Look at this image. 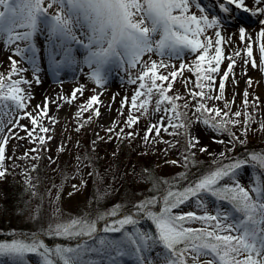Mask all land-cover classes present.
<instances>
[{
	"label": "snow or ice",
	"instance_id": "snow-or-ice-1",
	"mask_svg": "<svg viewBox=\"0 0 264 264\" xmlns=\"http://www.w3.org/2000/svg\"><path fill=\"white\" fill-rule=\"evenodd\" d=\"M216 6L226 16H231L234 8L260 18L258 50L260 61L264 63V0H217ZM193 7L201 14L192 11ZM50 10L53 11L50 13ZM221 28V17L210 19L200 0H0V39L9 48L15 46L13 55L25 59L34 72L40 71L37 34H45L44 55L52 68L75 64L76 46L82 49L86 53L84 63L93 69L90 79L101 88L107 83L103 71L107 65L114 64L126 73L136 71L129 80L137 85L134 93L121 101V108L129 107L130 114L119 131L106 129L109 140L113 136L120 140L136 138L138 133L125 132V128L134 129L141 115L148 114L150 106L153 113L160 116L145 129L142 139L146 145L153 140L165 143L169 147L163 151L167 153L179 140L165 141L162 132L186 139L182 161L165 160L166 164L181 165L186 171L175 181L154 180V192L159 183L167 186L160 195L135 203L128 212L116 204L108 210L63 220L56 209V223L49 224L43 233H12L10 239H0V264H4L5 258L8 264H29L26 257L30 254L40 258L39 264H264V152H250L245 158H239L228 157L222 150L216 156L202 146L201 153L216 156V159L206 171L189 174L191 168L198 167L195 150L200 143L199 137L191 134L193 123H202L215 134L227 135V142L217 139L216 135L213 142L227 143L228 152L245 143L231 130L232 126L242 123L240 117H245L244 136L251 130V124L257 123L254 115L240 110L232 112L233 102L225 100L226 82L236 64L234 56L241 57L245 65L250 63L254 69L258 68L254 41L244 27H239V39L244 48L234 56H225L224 47L231 40L222 34ZM208 30H214L212 35ZM21 44L27 46L21 47ZM166 49L176 58H180L184 50L197 55L192 64L181 63L178 68L163 59H151L153 52L163 57ZM25 53L30 55L25 56ZM146 55L147 60L143 59ZM225 59L229 63L221 75ZM9 61L12 68L7 85L0 77V180L9 174L5 161L11 159L7 156L10 140L27 137L33 144L38 142L39 149L33 147L18 157L37 160L41 158L39 151H48L46 145L52 139L47 135L52 129L41 123L48 117V98L43 108L36 106L39 115L27 111L32 97L23 87L30 82L21 78L26 69H18L12 56ZM169 68L172 70L165 74ZM185 71L195 79L184 77ZM217 76H220L218 88ZM178 80L182 81L185 95L179 94L178 89L173 91ZM36 81L39 83L38 76ZM246 83L251 87L253 80L249 78ZM78 92L82 94V89L73 90L71 100L77 98ZM248 96L245 90L242 101L245 108H258L259 97L250 105ZM221 100H225L223 108L208 105V101ZM100 103L98 95L91 96L80 107L76 118L79 119L81 112H91L99 118ZM23 119L29 120L31 127L21 124ZM49 119L53 124L58 123L55 118ZM82 127L83 123L78 124L76 131ZM258 130L264 132V121L258 123ZM18 131L26 136H18ZM60 150H64L63 146ZM49 162H53V158L49 157ZM81 165L89 167V162L77 157V166ZM246 166L257 168L248 188L238 179L240 170ZM34 170L35 165L23 172L29 190L34 187L30 180V172ZM88 175L96 183L103 179H97L92 171ZM82 185L86 186L87 181L82 180ZM72 187L79 190L75 184ZM210 198L216 204L211 209ZM93 199L98 203L104 196L97 190ZM189 202L199 211H177ZM144 222H150L154 229H143ZM42 236L75 243L50 246Z\"/></svg>",
	"mask_w": 264,
	"mask_h": 264
},
{
	"label": "rangeland",
	"instance_id": "rangeland-1",
	"mask_svg": "<svg viewBox=\"0 0 264 264\" xmlns=\"http://www.w3.org/2000/svg\"><path fill=\"white\" fill-rule=\"evenodd\" d=\"M202 6L206 9V13L208 14L209 18L211 19L213 16H220L222 19V34L231 40V43L226 44L224 47L225 56L232 54L234 56L235 52L238 50H243L244 44L239 39V31L237 30L240 26L237 23L243 24L242 27H245L246 33L252 36L254 41L253 49H254V56L256 58L258 68L257 73H254V68L251 64H244V61L241 57H235L236 64L233 69V72L230 74L228 81L226 82V89H225V100L232 103V112L240 110L242 113H247L249 115H254L256 117L257 123L251 124V130L248 131L247 136L242 135L243 132V121L245 119L244 115L240 117L241 124L239 126H232V131L239 136L242 140L245 141L244 144L248 143L249 141H253L255 146L257 145H264V132L258 130V123L260 121H264V63L260 61V55L258 50L259 44V32L261 30V24L259 23V17H252L248 13H244L243 10H236L233 8V13L231 16H226L224 13L220 12L219 8L216 6L217 0H200ZM53 10H50V13ZM192 11L196 12L197 15H200L195 7H193ZM247 17H250L249 19ZM214 30H208V34L212 35ZM238 31V32H236ZM39 38H45V34H37L35 37V43L38 45ZM157 39L159 36L156 37ZM3 39H0V43H3ZM21 47H26V44H21ZM75 52L76 56V66L75 64H64V66L70 68L69 74H71L74 78L78 77V82L74 86H68L56 89L53 92H46L45 90L41 89V85L43 80L41 79L40 72L36 73L33 71V66L27 67V62L25 59L21 58L20 56L13 55L14 49H11L8 53H6L5 58L0 60V77H3L5 84L8 83V75L12 68L10 64L9 57L12 56L13 59L17 61V68L18 69H26L21 73V78L27 79L30 84H25L23 87L26 89V92L30 94L32 97L30 100L29 107L27 111L32 112L33 114L39 115V112L36 108L37 105H40L41 108L44 107L45 98H48V117L43 118L41 123L44 126L50 127L52 130L47 134L51 136L52 139L47 143L46 147L48 151H45L47 154V160L49 165L53 167L54 171H57L59 164H60V148L66 147L71 143V147L74 145L76 146L80 142V135L79 132H82L86 137L88 134L90 136V150L91 151H99V147L105 150L112 147L114 142L113 140H109V133L106 131L108 128H115L119 131L120 127H123V122L130 114V108L124 107L121 108V101L124 97L131 98L135 88L137 85H133L129 82L130 78L136 75V71L132 70L130 72H125L123 69L118 68L116 65H107L103 69L105 75L107 76V83L104 85L103 88L99 87L94 83L92 79H90V73L93 69H90L85 63L84 59L86 53L79 49L78 46ZM30 55V53H25V56ZM195 53H191L188 50H184L183 55L180 58H176L174 54H172L169 50H165V55L161 57L158 53L153 52L151 54L152 60H161L163 59L166 64L175 65L177 68L181 63L192 64L196 58ZM171 57V59H170ZM149 57L146 55L143 59L147 60ZM229 61L225 59L221 65L220 73L223 74L224 71L227 69ZM39 68L41 64H43V57L39 55ZM78 70V71H77ZM172 69L169 68L165 71H171ZM163 71V70H162ZM74 72V74H73ZM55 73L62 75V69H56ZM184 77L191 76L194 80L195 77L192 76L191 73L185 71ZM36 76L39 77V83L36 81ZM16 77H13L15 79ZM251 78L253 80V85L248 87L246 81ZM117 81L120 83V88L118 93H114L111 87V84ZM111 82V83H110ZM220 82V76L216 77L217 88ZM191 86V85H190ZM74 89H82V94L77 93V98L75 100H71V94ZM179 90V94L185 95V89L183 87L182 81L178 80L175 84L173 91ZM247 90L249 93L248 99L251 105L252 100L255 97H259V107L253 108L251 106L245 108L242 101L244 99L243 93ZM38 94H37V92ZM93 95H98L99 100L101 103L99 104L101 116L96 118L93 113L91 112H81L79 119L76 118V114L80 107L87 103L89 98ZM114 97V99H113ZM225 100L216 101L213 103L212 101H208L209 107L218 106L223 108ZM70 101V102H69ZM11 103V102H9ZM154 104V101H153ZM122 113V114H121ZM22 114V113H21ZM126 114V116H125ZM140 115L139 113H135ZM191 115V112H189ZM91 117L89 120L88 117ZM160 114H154L152 107L150 106L149 112L147 115H141V119L144 120V127L140 130V137L136 140L135 146L133 150L140 151L141 156H151L155 154V165L164 173H166V177L169 178L170 181H174L172 174L178 172V176L181 172L186 171L185 168L181 165H173V164H166L165 160H181L182 161V153L184 152L186 139L184 136H181V140L178 137H172L171 139H166L167 137L162 136L165 141L168 140H179V144L171 148L167 153L163 150L168 148L169 146L165 143H160L153 140L149 144H145L142 137L144 136L145 129L150 123H155L159 120ZM49 118H55L58 123L53 124ZM115 122V123H113ZM21 124L28 125L31 127L29 120L23 119L20 121ZM83 123L84 127L80 129V131H76L78 124ZM140 124L137 125V127ZM129 131V129H126ZM191 134L192 136L199 137L200 143L197 146L196 151V158L198 160L204 161L205 158H208L210 162L216 159V156L223 150L226 152L228 157H231L232 152L227 151V143L220 144L213 142V136L216 135L217 139H223L227 142L228 137L227 135H220L213 133L212 130L206 128L202 123H193L191 125ZM87 132V133H85ZM18 136H26L23 131H18ZM102 137L103 139H100ZM114 137V136H113ZM112 137V138H113ZM2 139V137H0ZM95 141V144H93ZM112 142V143H111ZM133 142V141H132ZM131 142V143H132ZM127 143L129 145L127 147L130 148L132 144ZM105 145V146H104ZM114 146H116L114 144ZM202 146H206L211 153H215L216 156H209L208 153H201L199 148ZM33 147L40 148L39 143L33 144L27 137L24 140L12 139L9 141L7 146V156L11 157V159H6L5 167L10 168L12 163H16L17 171L21 176V180L25 183V176L23 172L25 169L31 168L37 160L31 159H18L21 157L26 150L31 149ZM115 147H113L114 149ZM71 151V148L70 150ZM41 151H39L38 155ZM146 153V154H144ZM31 155V153H30ZM79 157H83L84 155L78 154ZM49 157L53 158V162H49ZM226 161V160H225ZM138 164L144 163L143 159L139 158L137 160ZM75 165L74 170L71 172L72 177L74 179L70 180L68 183H65L64 188H62L63 182L60 183L56 182V185H53L51 189L47 192L45 198L49 205V210L47 213V222L49 224H55L57 219L56 209H59V218L63 220H67L70 217L86 215V212L89 209V200L87 197V185H82V180L87 181L89 167H84L83 165L77 166V157L76 160L72 162ZM60 170V169H59ZM257 168L246 166L240 170L238 179L240 182L246 187H250L249 181L256 175ZM69 177V176H67ZM67 178H65L66 181ZM30 180L31 185H33V181H35L34 175L30 172ZM60 181V180H57ZM88 183V182H87ZM182 183V182H181ZM77 185L79 190H74L72 185ZM3 180H0V198L2 197L3 193ZM63 190V193L61 189ZM72 193V195H69ZM114 204H120V194L115 193L109 197ZM113 206V205H112ZM216 206L215 202L211 201L210 209ZM224 207H228L224 204ZM80 209V210H79ZM177 211H199L193 202H189V204L183 206L181 210ZM42 216L41 208L38 207L37 202H29V206L25 209V212L22 214L21 219L23 221H28L31 224V230L28 234L31 233H40L37 230V226L39 224L38 219ZM46 219V216H45ZM21 220V221H22ZM198 226V225H193ZM143 229H147V225L144 223L141 225ZM13 233V232H10ZM19 235V233L17 234ZM27 235V234H25ZM47 236H42L45 240ZM0 239L8 240L10 239V234H4ZM61 241H65L64 245H70L72 241H67L60 238ZM29 264H39V257L35 255H28L26 258ZM5 264V262H4Z\"/></svg>",
	"mask_w": 264,
	"mask_h": 264
},
{
	"label": "trees",
	"instance_id": "trees-1",
	"mask_svg": "<svg viewBox=\"0 0 264 264\" xmlns=\"http://www.w3.org/2000/svg\"><path fill=\"white\" fill-rule=\"evenodd\" d=\"M139 124L138 127L136 125L134 129H129V131L138 133L136 138L132 140H120L116 139L114 136L111 139L114 142L111 144L113 146L107 150H102V148L99 147V151H91L90 136L86 134L87 136L85 137L82 132H79L80 142L73 147H71V143L69 145L67 143L64 150L60 152V164L57 171H54L53 167L49 165L46 152L41 150L39 154L41 158L37 159L34 163L35 170L31 171L35 178V181H33L34 187L31 190H29L26 183L21 180V176L16 168V163H12L9 168V174L3 179V193L0 198V234H2L0 238L4 234H12L10 232L16 234L29 233L32 226L30 222L23 221L21 217L31 201L37 202L42 212V216L38 219L39 224L37 230L43 233L47 229V211L49 210V205L45 196L51 187L57 184L56 182L60 183L64 181L62 184V188H64L65 183L73 179L71 172L74 170L75 165L72 164V162L76 160V157H79L78 154L84 155L86 162H89L88 169L97 174V179L100 177L103 178L99 183H96L92 177L89 175L87 177L89 209L86 215L94 214L96 211L108 210L112 205H116L109 198L114 192L120 194V205L124 212L131 210L135 203L152 195H160L167 186L159 183L158 190L154 192L153 181L169 180V178L166 177V173L155 165V154L142 157L140 151L135 152V150H133L135 144H137L135 143L136 140L140 137V130L144 127V120L140 118ZM126 129L127 128H125V132H127ZM161 136L167 137L166 139L172 138L163 132ZM178 138L180 140L182 139L181 136ZM128 142L129 144L132 142V145L127 149L129 146L127 145ZM114 144L116 146H114ZM257 145L255 146L253 141H249L243 146L237 145L231 157L245 158L246 154L250 152H264V145L258 147ZM113 147L115 148L113 149ZM70 148L71 151H69ZM89 157L91 158L90 161H88ZM139 158H142L144 163L138 164L137 160ZM195 159L198 161V167L191 168L190 175L193 173L200 174L206 171L212 164L208 158H205L204 161L198 160L196 157ZM224 162L227 163L228 161L226 160ZM149 176L151 179L147 178ZM172 176L176 180L178 172L172 174ZM65 178H67L66 181ZM180 183L183 184L186 182L180 181ZM97 190L99 195L104 196V199L98 203L94 202L93 199L94 194H97ZM105 193H107V195H105ZM211 201L215 202L214 200ZM225 205L228 206L227 204ZM144 224L147 225L148 230L154 229V226L150 222H144ZM45 242L50 246L58 244L64 245L65 243V241H61L60 238H49L48 236L45 238ZM74 243L75 241H72L71 244ZM4 262L8 264L7 258H5Z\"/></svg>",
	"mask_w": 264,
	"mask_h": 264
},
{
	"label": "bare ground",
	"instance_id": "bare-ground-1",
	"mask_svg": "<svg viewBox=\"0 0 264 264\" xmlns=\"http://www.w3.org/2000/svg\"><path fill=\"white\" fill-rule=\"evenodd\" d=\"M247 18L249 19L250 17H247ZM237 24L240 25L239 27H242L241 25H243L240 23H237ZM239 27H238V29H239ZM236 32H238V31H236ZM45 43H46L45 38H39L37 47L40 49L39 55L43 57V64H44V65L41 64L42 68H40V71H39L41 79L43 80V83L41 85L42 86L41 89L45 90L46 92H53L59 88L76 85V83L78 82V77L74 78L71 74H69V72H70L69 67L67 69L66 66L62 65L60 68H58V69L63 70L62 75H59L58 73L57 74L55 73L56 68H52L49 66V64L45 58V55H44ZM14 47L15 46H13L12 48H9L4 44V42L0 43V60H2V58H5L6 53H8L11 49H14ZM75 66H76V63H75ZM27 67L29 68V67H31V65L27 63ZM253 70H254V73L258 72L257 69H253ZM73 74H74V72H73ZM111 87L113 89V92L116 94L119 91L120 83L117 81H114L111 84ZM37 94H38V92H37Z\"/></svg>",
	"mask_w": 264,
	"mask_h": 264
}]
</instances>
